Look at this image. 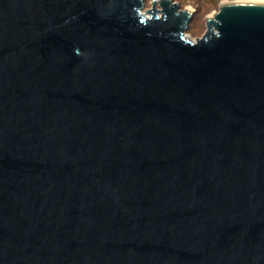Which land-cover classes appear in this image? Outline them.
<instances>
[{
	"label": "water",
	"instance_id": "95a60500",
	"mask_svg": "<svg viewBox=\"0 0 264 264\" xmlns=\"http://www.w3.org/2000/svg\"><path fill=\"white\" fill-rule=\"evenodd\" d=\"M150 5L0 0V264H264V3Z\"/></svg>",
	"mask_w": 264,
	"mask_h": 264
},
{
	"label": "rangeland",
	"instance_id": "374dc122",
	"mask_svg": "<svg viewBox=\"0 0 264 264\" xmlns=\"http://www.w3.org/2000/svg\"><path fill=\"white\" fill-rule=\"evenodd\" d=\"M178 3L180 9L188 8L195 13L188 26L186 34L191 40L200 38L206 31V19L218 10L219 5L230 2H259L264 0H173ZM151 0H145V8L149 9Z\"/></svg>",
	"mask_w": 264,
	"mask_h": 264
},
{
	"label": "bare ground",
	"instance_id": "6f19581e",
	"mask_svg": "<svg viewBox=\"0 0 264 264\" xmlns=\"http://www.w3.org/2000/svg\"><path fill=\"white\" fill-rule=\"evenodd\" d=\"M232 3H247V2H232ZM253 3H259V2H253ZM224 4H229V3H224Z\"/></svg>",
	"mask_w": 264,
	"mask_h": 264
}]
</instances>
